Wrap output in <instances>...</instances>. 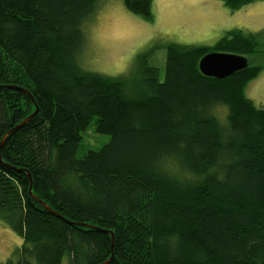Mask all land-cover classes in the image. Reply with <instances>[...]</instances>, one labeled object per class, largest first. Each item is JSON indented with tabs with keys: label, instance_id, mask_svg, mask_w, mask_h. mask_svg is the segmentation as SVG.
I'll return each mask as SVG.
<instances>
[{
	"label": "trees",
	"instance_id": "trees-1",
	"mask_svg": "<svg viewBox=\"0 0 264 264\" xmlns=\"http://www.w3.org/2000/svg\"><path fill=\"white\" fill-rule=\"evenodd\" d=\"M98 1L0 0V146L39 110L0 148V220L22 237L5 264H264V108L245 93L261 68L199 69L258 53L264 28L170 46L135 99L81 65ZM125 3L153 17V0ZM92 125L110 139L80 156Z\"/></svg>",
	"mask_w": 264,
	"mask_h": 264
},
{
	"label": "rangeland",
	"instance_id": "rangeland-1",
	"mask_svg": "<svg viewBox=\"0 0 264 264\" xmlns=\"http://www.w3.org/2000/svg\"><path fill=\"white\" fill-rule=\"evenodd\" d=\"M213 2L224 5L218 0H153V17L148 19L131 13L125 0H99L79 52L81 65L85 70L123 81L128 96L141 99L148 95L146 85L151 76L147 68L159 69V79L164 80L170 46L214 48L225 35L216 29L219 13ZM256 4H260L252 7L256 25L242 18L235 28L246 29V34L263 31L264 27L257 25L264 17V1ZM246 57L248 65L261 68L258 76L247 83L246 96L255 106L264 108V34L259 37V52ZM82 137L80 156L100 149L110 139L97 132L94 125L83 131ZM21 244L22 237L0 220V264H5ZM63 264H70L68 256Z\"/></svg>",
	"mask_w": 264,
	"mask_h": 264
},
{
	"label": "water",
	"instance_id": "water-1",
	"mask_svg": "<svg viewBox=\"0 0 264 264\" xmlns=\"http://www.w3.org/2000/svg\"><path fill=\"white\" fill-rule=\"evenodd\" d=\"M248 67L249 65L246 57L236 54H228V53L208 54L201 59L199 64V69L204 76L209 78L210 77L216 78V79L226 78L239 71L245 70ZM38 111L39 110L37 109L35 114L25 119L11 132L19 130L20 128L25 126L30 120H32L38 114ZM9 133L5 135L4 139L2 140L0 148L5 143L6 139L9 136Z\"/></svg>",
	"mask_w": 264,
	"mask_h": 264
},
{
	"label": "crops",
	"instance_id": "crops-1",
	"mask_svg": "<svg viewBox=\"0 0 264 264\" xmlns=\"http://www.w3.org/2000/svg\"><path fill=\"white\" fill-rule=\"evenodd\" d=\"M214 1H217V0H214ZM260 2H263V1H260ZM260 2L258 1V2H255V3H252L246 6L243 10H241V12H238L237 14H235V12H232L225 5H222L219 2H213L216 5V10L219 13V20H218L216 29L220 30V32H224L225 30H228V29H233L239 25L242 18L245 21L255 24L256 16L252 12V7H254V5H260V4H256ZM259 22L260 23L257 26L264 27V17L260 18Z\"/></svg>",
	"mask_w": 264,
	"mask_h": 264
},
{
	"label": "bare ground",
	"instance_id": "bare-ground-1",
	"mask_svg": "<svg viewBox=\"0 0 264 264\" xmlns=\"http://www.w3.org/2000/svg\"><path fill=\"white\" fill-rule=\"evenodd\" d=\"M42 202V201H41ZM46 207H48L47 205H46ZM49 208V207H48ZM112 236L114 237V235H113V233H112Z\"/></svg>",
	"mask_w": 264,
	"mask_h": 264
}]
</instances>
